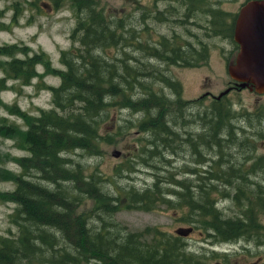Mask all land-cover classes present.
Here are the masks:
<instances>
[{
	"label": "rangeland",
	"instance_id": "374dc122",
	"mask_svg": "<svg viewBox=\"0 0 264 264\" xmlns=\"http://www.w3.org/2000/svg\"><path fill=\"white\" fill-rule=\"evenodd\" d=\"M14 1L0 0V44L28 45L29 53L42 49L53 66L62 69L66 65L60 60L61 50L75 48L84 52L86 47L80 38L82 30L73 32V29L76 16L85 15L86 5L79 7L80 13H74L72 0H60L58 5L52 0V3L49 0H19L20 10L16 22H12ZM241 1L88 0L90 8L99 10L107 28L115 32L114 38L105 39L101 48H94L93 52L102 57L104 64L116 65L121 75L132 79L133 87L129 92L125 90L126 96L138 103L147 99V110L109 105L105 119L97 128L96 140L109 133L110 141L100 142L99 152L90 149L96 153L79 149L69 153L74 161L82 163L84 178L92 171L97 172L102 179L98 182L95 178L96 184H102L103 191L112 198L116 195L121 199L119 209L107 215L113 220V233L105 234L102 241L114 237L117 232L114 227L120 228L124 235L126 231L137 232L146 226L159 227L166 233H176L177 227L191 226L192 230L181 237V247L192 253L191 261L171 264H264V206L261 202L256 204V197L264 198V91L242 85L234 87L241 78L233 77L227 64L231 61L237 64L240 49L236 46L229 51L232 37L222 30L227 23L225 19L232 17ZM177 6L184 7L188 14L186 19L182 13L176 14ZM197 26L205 31L197 30ZM184 27L196 32L194 40L184 37ZM203 51L207 52L206 56H202ZM13 55L23 56L19 51ZM8 57L0 54V61ZM83 62V54L76 57V64ZM127 64L131 68L126 73ZM35 67V74L25 83L7 75L0 65V76L5 74L6 83L0 90V118L22 128H26V124L10 110L13 104L33 115L50 108L61 111L53 102L51 88L59 84V75L46 71L41 63ZM225 88L228 90L223 93ZM121 97L118 94L109 99L115 101ZM75 103L82 102L76 100ZM145 112H149L162 128L155 129L150 122L143 123ZM220 115L224 117L218 121ZM25 155H30L26 147L18 146L13 137L0 134V169L14 173L22 171L19 158ZM146 158L154 168L145 166ZM190 167H196L197 172L190 174ZM219 167L221 172L228 170L230 177L226 179L229 185L226 189L230 192L226 193L222 185L225 194L213 187L209 200H214V207L225 218L241 221H247L243 218H247L245 212L252 205L261 226L246 230L236 238L215 240L213 231L209 234V230H202L197 222L184 220L190 208L184 203L166 208L157 202L151 210L125 207L126 191L142 192L155 180L159 182V177L162 192L172 199H175L172 187L181 186L170 181V177L185 180L197 194V183L205 187L209 181H221L216 174L208 172ZM15 183L13 179L1 178L0 192L12 189ZM248 191H251L250 201L246 199ZM84 200L74 212L91 218L94 200L91 197ZM18 205L14 200L0 198V236L16 238L19 235L20 220L13 215ZM100 218L95 215V222L99 223ZM138 238L152 239V229ZM86 259L83 264L103 262L92 257ZM130 262L141 261H121V264ZM44 264L60 263L45 261Z\"/></svg>",
	"mask_w": 264,
	"mask_h": 264
},
{
	"label": "trees",
	"instance_id": "16d2710c",
	"mask_svg": "<svg viewBox=\"0 0 264 264\" xmlns=\"http://www.w3.org/2000/svg\"><path fill=\"white\" fill-rule=\"evenodd\" d=\"M52 1L54 5H58L60 0ZM72 4L75 7L74 13H80V6L88 7L84 8L86 10L84 16L82 14L76 16V25L73 29V32L82 30L80 38L86 49L84 52L75 48L61 50L60 60L66 65L65 69L53 66L42 49L29 53L28 45L0 44V54L10 56L0 61L7 75L20 78L27 83L35 74L37 63H41L46 71L59 75V84L51 88L53 102L61 110L50 108L42 110L39 115H33L17 104L11 105L10 110L23 119L26 128L6 121L4 117L0 118V134L13 137L18 146L26 147L30 152V155L19 158L22 171L14 173L9 169H0V179L10 178L16 182L12 189L1 191L0 198L18 202L19 205L13 215L20 220V233L16 238L0 236V264H44L45 261L83 264L87 257L103 261L101 264L109 260L110 264H121V261H141L127 264H171L174 261H191L192 253L181 247L183 235L166 233L156 226H146L137 232L126 231L124 235L121 234L123 232L120 228L114 227L117 231L114 232V237L102 241L105 234L113 233L111 230L114 223L107 215L119 209L121 199L119 200L116 195L112 198L108 192L103 191L102 184H96L95 178L98 182L102 179L97 172L92 171L90 176L86 175L84 178L82 163L74 161L69 153L77 149L89 154L96 153L90 149L99 152L100 142L110 141L109 133L102 137L100 135L96 140L97 128L105 119L109 105L118 104L137 110H147L145 103L147 99L144 98L143 103H138V100L126 96L125 90L128 89L129 92L133 87L132 79L121 75L116 65L104 64L102 57L93 52L94 48H101L105 39L115 36V32L107 28L102 13L93 7L90 8L88 0H72ZM12 8L14 10L12 22H16L20 1L15 0ZM17 51L22 52L23 56L13 55ZM82 54L85 62L78 65L75 63L76 57L80 58ZM130 68L131 65L127 64L125 72H129ZM5 86L3 74L0 76V90ZM118 94L122 97L110 101L113 99H109L110 97ZM76 100L82 103L76 104ZM145 116L143 123L150 122L152 128H162L157 121H153L154 117H151L149 112H145ZM223 117L220 115L218 121L223 120ZM144 164L146 167L154 168L147 158ZM220 168L209 169L208 172L216 174L221 181L219 183L209 181L205 187L199 185L200 182L197 183V194H194L190 185L185 184V180L170 177V181L181 186L171 189L175 199L162 192L161 178L159 177L158 182L155 180L158 177H155V181L142 192L126 191L127 195L123 197L126 199L125 207L151 210L157 202L164 204L166 208L184 203L190 207L183 216L184 220L197 222L202 230L206 232L209 230V234L213 231L215 240L236 238L246 230L249 232L258 228V225L261 226L254 206L251 205L245 212L247 218L243 220L247 221H241L225 218L221 211L214 207V200H209V192L213 187L221 194H225L221 185L226 193L229 191L226 189L229 186L226 185V179L230 177L229 173L227 174L228 170L221 172ZM32 171L36 172L30 173ZM166 190L169 188L166 187ZM123 193L124 191L120 192ZM250 193L251 191L246 193L248 201ZM85 197L94 200L91 218L87 214L74 212L78 204L85 201ZM260 202L264 206V198L260 200L256 197V204L259 205ZM207 214H210L208 218ZM95 215L102 217L98 219L99 223L95 222ZM93 222L95 224H92ZM150 229L153 232L152 239L138 238Z\"/></svg>",
	"mask_w": 264,
	"mask_h": 264
},
{
	"label": "water",
	"instance_id": "95a60500",
	"mask_svg": "<svg viewBox=\"0 0 264 264\" xmlns=\"http://www.w3.org/2000/svg\"><path fill=\"white\" fill-rule=\"evenodd\" d=\"M235 38L240 43V51L236 58L237 64L231 61L229 73L233 77L253 81L264 45V0H248L240 7L235 21ZM227 90L224 89L223 93ZM257 90L264 91V83ZM191 229V226L177 227L175 231L186 234Z\"/></svg>",
	"mask_w": 264,
	"mask_h": 264
},
{
	"label": "flooded vegetation",
	"instance_id": "af4514ba",
	"mask_svg": "<svg viewBox=\"0 0 264 264\" xmlns=\"http://www.w3.org/2000/svg\"><path fill=\"white\" fill-rule=\"evenodd\" d=\"M184 2H186V0H183ZM214 1H217V0H214ZM247 0H242L237 8V10L234 12V14L232 15V17L228 18V19H225L227 23H224V27L222 28V30L224 31V33L226 35H229L231 36L232 38L229 40V51L231 52L232 50H234L237 46V50L238 48L240 49L239 47V42H237V39L235 38V21H236V17H237V12L238 10L240 9L241 5L246 2ZM176 8H178V12L176 13L177 15L180 16V14L182 13L183 15V18L186 19L188 17V14L187 12L185 11L184 12V7L183 6H177ZM187 8V7H186ZM226 15V14H225ZM224 15V16H225ZM179 19L181 20V18L179 17ZM197 30H201V31H205L204 28H199L197 26ZM207 31V30H206ZM195 34L196 32L192 31L191 29L187 28V27H184V37L186 39H190V40H194L195 39ZM237 52V51H236ZM236 54V53H235ZM207 55V52L206 51H203L202 52V56H206ZM231 62H229L227 64V69L229 70V65H230ZM235 83V82H234ZM253 81H249V80H243L241 79L239 82L235 83L234 84V87H240L241 85L244 86V87H253ZM238 84V85H237ZM228 87V86H227ZM231 87V85L229 86V88ZM255 89V88H254ZM257 91V90H256ZM259 92H262V91H259ZM207 94V93H206ZM195 171V172H194ZM197 172V168L196 167H191L189 168V173L192 174V173H196Z\"/></svg>",
	"mask_w": 264,
	"mask_h": 264
},
{
	"label": "bare ground",
	"instance_id": "6f19581e",
	"mask_svg": "<svg viewBox=\"0 0 264 264\" xmlns=\"http://www.w3.org/2000/svg\"><path fill=\"white\" fill-rule=\"evenodd\" d=\"M123 53H125V52H123ZM263 83H264V45H263V51H261V57L259 58V67H257V71H255V77H253V86H254L255 90H257V88H261V86L263 85Z\"/></svg>",
	"mask_w": 264,
	"mask_h": 264
}]
</instances>
